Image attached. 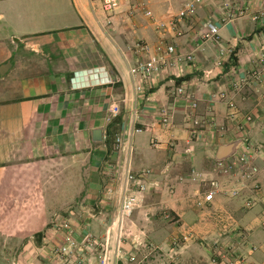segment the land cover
Instances as JSON below:
<instances>
[{
    "label": "crops",
    "instance_id": "crops-1",
    "mask_svg": "<svg viewBox=\"0 0 264 264\" xmlns=\"http://www.w3.org/2000/svg\"><path fill=\"white\" fill-rule=\"evenodd\" d=\"M187 2L120 0L108 19L101 0H0V264H49L47 226H80L82 207L100 209L103 233L122 198L113 141L134 127L129 166L146 188L124 249L140 258L137 242L152 243V264H264V0H201L178 17ZM138 41L173 45L176 61L130 73L148 58Z\"/></svg>",
    "mask_w": 264,
    "mask_h": 264
},
{
    "label": "built area",
    "instance_id": "built-area-1",
    "mask_svg": "<svg viewBox=\"0 0 264 264\" xmlns=\"http://www.w3.org/2000/svg\"><path fill=\"white\" fill-rule=\"evenodd\" d=\"M201 0H189L179 11L178 17L191 16L194 14L195 6ZM120 0H101V9L105 12L108 19L113 17L119 8ZM147 14H150L149 11H146ZM264 14V12L262 13ZM203 27L208 29L209 35H216L218 33V28L215 24H213L210 20H207L203 23ZM134 49L136 52L141 53V55H146L148 58H138L134 65L130 66V73H137L143 79H147L152 76L154 73L169 67L176 61V50L175 47L171 44H165L163 42H159L155 47H152L147 42L138 41ZM152 53L154 57L152 58ZM190 59V56H187ZM172 59V60H171ZM181 91V89H179ZM195 105V104H193ZM113 113L118 112L117 106L112 108ZM160 120L163 124H169L170 115L164 109L160 111ZM142 129L139 127H134L127 134L126 140H124L121 136L117 135L113 141V149L115 151L121 150L126 152V157L123 159L121 168L123 173V185H122V198L120 205L117 209V213L115 216L116 222L119 225L118 229V238H117V248L120 247L119 239L122 236V228L124 220L129 217L132 211L135 208L136 198L138 193L145 190L146 183L145 181L138 177L136 173L132 171L129 166V156L131 150V136L133 133L140 132ZM195 130L192 132L194 133ZM126 150V151H125ZM238 160H247V155L241 154L236 157ZM219 169L222 172H228L230 169L238 166L237 162H233L232 164H224L218 163ZM251 167V165H250ZM253 172L256 171V168L252 167ZM146 173H149V170H145ZM252 172L246 173V179L251 176ZM219 183L217 181H211L210 188L204 194V202H210L213 199L215 192L217 191ZM82 211L89 216H95L96 212H98L97 207H83ZM51 229L62 239L61 243L58 245H53L51 250V255L53 258L58 259H67L76 255H84L88 251H92L96 249L98 245V239L89 232H85L81 234V240L78 238V231H76L73 227V223L69 217L58 219L55 218L51 222ZM240 238H243V235L240 234ZM108 237H105L103 241L99 244L102 247H105L108 242ZM121 256V255H119ZM118 260H121V264H125L122 258L117 259L115 264H118ZM222 264H234L231 260H229L226 256L223 255V263Z\"/></svg>",
    "mask_w": 264,
    "mask_h": 264
},
{
    "label": "rangeland",
    "instance_id": "rangeland-1",
    "mask_svg": "<svg viewBox=\"0 0 264 264\" xmlns=\"http://www.w3.org/2000/svg\"><path fill=\"white\" fill-rule=\"evenodd\" d=\"M83 208V207H82ZM98 212H96L95 216H87L88 218L85 219L80 226L75 225L73 223V227L76 231H78V238L81 240V234L85 232L92 233L97 239H98V245L96 249L92 251L86 252L84 255H76L69 257L67 259H61L58 261V259H55L51 255V250L53 245H58L61 243L62 239L51 229V225L47 226V230L45 233H43V248L44 250H48L45 252V256L47 258V261L49 264H115L117 259L122 258L125 262V264H146V260H149V256H152V249L154 250V247L152 243H139L137 242L138 245H141V247H144L146 249H149V254H146L145 256H141L140 258H137L133 252L127 251L124 249V232L122 228V236L119 239V244L120 247L117 248V238H118V229L119 225L116 222L115 216L110 220V222L107 223V225L104 227L103 233L100 235L99 230L97 232L93 229L91 226V220H95L98 218V216L101 214V211L99 208H97ZM82 211V209H81ZM133 212V211H132ZM78 213V217H81V213ZM82 213H84L82 211ZM132 214V213H131ZM78 220V219H77ZM97 229H99L97 227ZM47 232H50L53 234V237H56L58 242L56 241H51L48 238ZM96 232V233H95ZM42 235V232L40 233ZM39 235V236H40ZM38 236V235H37ZM105 237H108V244L105 247L100 246L99 244ZM32 238H36L33 236ZM13 245V252H18L19 245L18 243H12ZM121 255V256H119ZM148 257V258H147ZM152 258V257H151ZM18 258H13L10 259V264H17ZM118 264H121V260H118ZM14 262V263H13ZM152 264V262L148 261V264Z\"/></svg>",
    "mask_w": 264,
    "mask_h": 264
},
{
    "label": "water",
    "instance_id": "water-1",
    "mask_svg": "<svg viewBox=\"0 0 264 264\" xmlns=\"http://www.w3.org/2000/svg\"><path fill=\"white\" fill-rule=\"evenodd\" d=\"M95 134L97 135L96 139H99V138H100V130L97 129V130L95 131ZM220 159H221V158H220Z\"/></svg>",
    "mask_w": 264,
    "mask_h": 264
}]
</instances>
